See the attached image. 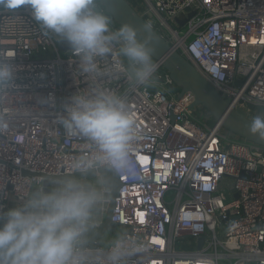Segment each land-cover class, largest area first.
<instances>
[{
	"label": "built area",
	"instance_id": "obj_1",
	"mask_svg": "<svg viewBox=\"0 0 264 264\" xmlns=\"http://www.w3.org/2000/svg\"><path fill=\"white\" fill-rule=\"evenodd\" d=\"M138 7L232 108L264 116L255 110L264 109V0H138ZM96 8L107 15L97 1ZM1 11L0 62L12 66L13 80L0 89V210L44 190L42 177L22 171L72 174V163L97 151L56 119L73 94L110 90L125 101L136 129L132 174L118 172L111 217L118 238L137 249L125 264H264L263 147L229 137L219 122L209 126L193 117L199 109L209 119L202 108H191L189 94L179 96L160 63L154 61L158 70L149 84H136L115 67L128 62L117 57L114 43L112 54L97 58L102 74L92 79L74 50L58 51L27 6ZM177 20H185L183 26ZM226 179L227 202L220 194ZM193 243L194 251L184 250ZM112 244L84 250L95 256Z\"/></svg>",
	"mask_w": 264,
	"mask_h": 264
},
{
	"label": "clouds",
	"instance_id": "obj_2",
	"mask_svg": "<svg viewBox=\"0 0 264 264\" xmlns=\"http://www.w3.org/2000/svg\"><path fill=\"white\" fill-rule=\"evenodd\" d=\"M22 6L34 20L53 33L79 56L80 68L92 79L101 75L98 57L114 52L127 60L117 70L139 85L149 84L158 70L153 62L154 37L150 30L143 40L131 25L115 31L107 15L96 8V0H0V7L13 11ZM13 69L0 62V89L12 85ZM56 123L68 135L84 137L97 151L70 165L80 175L107 167L132 174L130 142L135 120L125 101L110 90L77 92L63 104ZM250 132L264 138V116H256ZM137 178L130 176V181ZM103 199L96 184L69 176L50 190L38 189L22 202L0 210V264H125L137 249L124 238L116 239L107 251L93 256L81 245L90 226L92 212Z\"/></svg>",
	"mask_w": 264,
	"mask_h": 264
},
{
	"label": "water",
	"instance_id": "obj_3",
	"mask_svg": "<svg viewBox=\"0 0 264 264\" xmlns=\"http://www.w3.org/2000/svg\"><path fill=\"white\" fill-rule=\"evenodd\" d=\"M96 1L115 25L119 28L124 25L133 26L137 30L138 37L141 40H143L147 31L150 30L154 37L150 45L153 48V60L161 64L174 85L179 88V96L189 94L193 98L191 108H202L214 122H219L222 128L229 134L245 142L264 148V138H261L258 134H252L249 130L254 118L249 117L241 108H232L230 102L224 100L178 52L170 47L168 42L145 22L144 18L127 0ZM1 8L0 14L3 13ZM189 11V9L185 10V12H188V18L193 15V12ZM176 22L179 26H183L185 20H177ZM53 36L57 41L59 52L65 53L73 50L66 43L61 42L55 34ZM174 120L175 117L172 116L171 121L173 122ZM22 174L24 176L33 175L42 177L44 179L42 186L45 191L56 187L69 176H78L83 181L96 184L103 191V199L93 210L89 229L84 235L81 245L83 249H96L106 233L113 234L116 232L117 226L112 223L111 217L115 198L121 187L117 171L103 167L98 169L94 174L89 175H80L78 172H74L72 174L48 176L44 174H30L26 171H22ZM235 198H237V195H235ZM202 243L203 240L201 238L198 240L197 247L200 248Z\"/></svg>",
	"mask_w": 264,
	"mask_h": 264
},
{
	"label": "rangeland",
	"instance_id": "obj_4",
	"mask_svg": "<svg viewBox=\"0 0 264 264\" xmlns=\"http://www.w3.org/2000/svg\"><path fill=\"white\" fill-rule=\"evenodd\" d=\"M184 31V30H182ZM255 110H257L258 113H264V109L263 108H255ZM203 111V113L205 112L204 110H201ZM200 110L197 109L193 112V117H195L196 119L198 118L199 120H201L202 122H206L207 125L209 126H212L214 121H210L209 119L205 120V114L204 115H200ZM213 120V119H212ZM229 137H231L232 135H228ZM230 182L231 180L230 179H226L224 181V185L222 187V190L220 191V194L221 196L224 197V200L227 202V201H231L232 200V195L230 194V190L228 189L229 185H230ZM119 236V233L118 232H115L113 234H110V233H106L104 235V237L100 240V244L106 248L108 247L111 243H107L108 241H113L115 239H117ZM104 241H105V244H104ZM194 243L193 244H186L183 246L184 250L186 251H194L195 250V247H194ZM176 248H180L179 244L177 243L176 245Z\"/></svg>",
	"mask_w": 264,
	"mask_h": 264
},
{
	"label": "trees",
	"instance_id": "obj_5",
	"mask_svg": "<svg viewBox=\"0 0 264 264\" xmlns=\"http://www.w3.org/2000/svg\"><path fill=\"white\" fill-rule=\"evenodd\" d=\"M127 2L129 3V4H131V6L133 7V8H135L138 12H140V8L138 7V0H127ZM153 62H154V60H153ZM165 71V70H164ZM176 89L177 90H179V88H177L176 87ZM209 117V120L210 121H213L212 120V118L210 117V116H208ZM233 136V135H232Z\"/></svg>",
	"mask_w": 264,
	"mask_h": 264
},
{
	"label": "crops",
	"instance_id": "obj_6",
	"mask_svg": "<svg viewBox=\"0 0 264 264\" xmlns=\"http://www.w3.org/2000/svg\"><path fill=\"white\" fill-rule=\"evenodd\" d=\"M115 240H113V241H108L107 243H113ZM104 244H105V241H104ZM100 246H102L101 244H100ZM103 247V246H102Z\"/></svg>",
	"mask_w": 264,
	"mask_h": 264
}]
</instances>
